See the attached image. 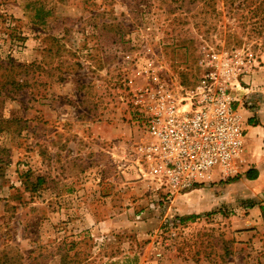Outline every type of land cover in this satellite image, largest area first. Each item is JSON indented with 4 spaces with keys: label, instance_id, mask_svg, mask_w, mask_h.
<instances>
[{
    "label": "rangeland",
    "instance_id": "rangeland-1",
    "mask_svg": "<svg viewBox=\"0 0 264 264\" xmlns=\"http://www.w3.org/2000/svg\"><path fill=\"white\" fill-rule=\"evenodd\" d=\"M260 1L0 0V66L14 64L0 88V264H264V136L215 166L197 185L209 208L187 212L186 192L140 160L138 104L195 84L216 53L264 127ZM256 161L260 178L237 185Z\"/></svg>",
    "mask_w": 264,
    "mask_h": 264
},
{
    "label": "built area",
    "instance_id": "built-area-1",
    "mask_svg": "<svg viewBox=\"0 0 264 264\" xmlns=\"http://www.w3.org/2000/svg\"><path fill=\"white\" fill-rule=\"evenodd\" d=\"M195 84L160 86L139 94L150 141L139 147L147 174L171 194L207 182L218 165L229 170L245 150L235 72L219 54Z\"/></svg>",
    "mask_w": 264,
    "mask_h": 264
},
{
    "label": "crops",
    "instance_id": "crops-1",
    "mask_svg": "<svg viewBox=\"0 0 264 264\" xmlns=\"http://www.w3.org/2000/svg\"><path fill=\"white\" fill-rule=\"evenodd\" d=\"M237 95H240V94L237 93ZM242 96H239V98H240V102H238L239 103V109L243 115V122H244V129H245V143H246L248 149H251L253 142H255L257 139L264 136V127H262L261 125L250 124V121H251L250 115H248V112L245 108L244 109L242 108V106H243V101L241 98ZM246 116H247V118L249 117L250 119L247 120ZM259 162L260 161H256V163H255V166L257 169L260 168ZM214 173L215 172H213L210 175L209 180L213 178ZM260 175L261 174L259 173V176H258L259 178H260ZM253 180H255V179H249V178H247L246 174H242L239 181H237V179H236V180L230 181V183L237 181V182H239V183H237V185L238 184L243 185V184H247L249 181H253ZM200 185H204V184H200ZM200 187L201 186H199V187L196 186L184 194V198H187L189 201H191L190 204L192 205V206L187 205V208H188L187 212H199V210H204L203 208H205V207L209 208V201L205 198L200 197L201 194L206 193L203 191L205 189L200 188ZM198 196L200 198H196Z\"/></svg>",
    "mask_w": 264,
    "mask_h": 264
},
{
    "label": "trees",
    "instance_id": "trees-1",
    "mask_svg": "<svg viewBox=\"0 0 264 264\" xmlns=\"http://www.w3.org/2000/svg\"><path fill=\"white\" fill-rule=\"evenodd\" d=\"M263 6H264V1H260L259 5H257V7H256L257 9L262 7L261 14L264 13V7ZM261 20H264V15L261 16ZM1 68H3V70L0 74V80H1L0 81V88H5L6 84L8 82H10V80H11V73L10 72L14 68V64H11L10 66H2ZM15 82H16L15 78L12 77L11 83L15 84ZM16 84H18V83H16ZM19 86H21V85H19ZM7 92H9V89H7L5 95L8 94ZM8 123H9V119L0 118V130H2L3 126L5 124H8ZM245 174H246L247 178H249V179H256L259 176V170L256 167H253V168L249 169ZM262 208L264 209L263 206H262Z\"/></svg>",
    "mask_w": 264,
    "mask_h": 264
}]
</instances>
